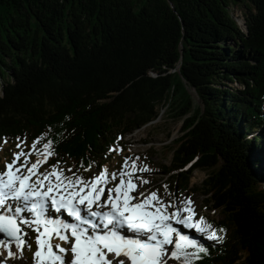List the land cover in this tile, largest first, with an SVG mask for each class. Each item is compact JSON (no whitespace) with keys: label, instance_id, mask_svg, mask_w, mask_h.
Wrapping results in <instances>:
<instances>
[{"label":"trees","instance_id":"obj_1","mask_svg":"<svg viewBox=\"0 0 264 264\" xmlns=\"http://www.w3.org/2000/svg\"><path fill=\"white\" fill-rule=\"evenodd\" d=\"M0 76V148L51 140L76 174L170 107L182 134L157 171L226 230L194 264H264V0H0Z\"/></svg>","mask_w":264,"mask_h":264},{"label":"snow or ice","instance_id":"obj_2","mask_svg":"<svg viewBox=\"0 0 264 264\" xmlns=\"http://www.w3.org/2000/svg\"><path fill=\"white\" fill-rule=\"evenodd\" d=\"M39 139L28 153H13L0 171V233L9 237L7 243L0 240L7 253L0 255V264L17 259V253L22 258L24 248L31 247V232L36 233L33 264H194L208 249L182 228L193 229L206 240H223L224 228L213 227L204 216L195 218L190 197L165 200L154 190H145L147 195L140 191L148 181L133 174L149 171L147 165L138 168L132 160L129 167L125 157L118 173L98 166L96 174L85 177L59 168V162L51 171L40 172L54 153L49 140L43 144V155L37 152L29 165L28 156ZM21 156L23 162L17 163ZM65 171L71 175L65 176ZM53 239L63 246L53 244Z\"/></svg>","mask_w":264,"mask_h":264},{"label":"rangeland","instance_id":"obj_3","mask_svg":"<svg viewBox=\"0 0 264 264\" xmlns=\"http://www.w3.org/2000/svg\"><path fill=\"white\" fill-rule=\"evenodd\" d=\"M230 13L233 17H235L237 24L243 28L242 19L244 15V8L241 5L232 6L231 4ZM177 67L179 68V65ZM2 82H3V78H1L0 76V93H1ZM187 90L192 100L194 101V104L198 105V100L193 89L188 88ZM181 125H182V121L179 118H175L171 115L170 107L167 106L164 108H160L159 116L157 117V119H155L154 121L146 124L145 126L139 129L134 130L133 132L125 136L124 145L126 147L127 152H124V150H120L118 153H116L115 159H117V165L114 167L113 172H117V173L119 172L125 157L129 158V165H131L132 160H135L138 168L143 167L144 166L143 162L139 161L138 159L137 160L134 159V155H139L144 152L148 154L149 158L154 164L168 165L171 159L172 149L175 147L174 144L175 138H177L182 134ZM16 142L17 143L14 142L7 143L10 146L6 148H2V147L0 148V171L4 170V166L6 163H10L12 161L13 153L19 152L21 150H23L24 153H28L29 149H31V145L26 142L17 141V140ZM17 144H20V148L16 147ZM37 152H39L42 156L40 150L35 147L33 153L28 156L29 165L37 159V155H36ZM23 159L24 157L21 156L20 160L17 163L23 162ZM48 166L49 165L47 164V162L42 164L39 168V171L40 172L51 171V167ZM58 167L61 169H68L66 165H61ZM22 171L24 170L22 169ZM96 171L97 170H91L85 172L82 175L85 177H89L96 174ZM208 173L209 170H195L191 176V184H193L194 186L195 185L198 186V184L201 183L207 177ZM64 175L68 176L71 175V173L65 171ZM133 175L134 177L135 176L141 177L144 180H149L150 178H156V179L160 178V174H155L150 170L146 172L137 171ZM118 182H119V177L117 176V180L115 181V183ZM112 183L114 182L109 180V184L111 185ZM147 184L140 186L139 190L140 191L154 190L157 192L158 196L162 197L165 200H169V198L165 196L160 189H156V187H151V186L150 188ZM195 189L198 188L195 187ZM145 194L147 195V191H145ZM185 197H190L191 200L193 201L197 219L203 214V212L206 214L205 217L207 216L209 219L211 218L215 221L222 218V214L219 211L213 212L211 209H208V207L204 209L203 202H206L205 200L206 196L202 195L200 191L193 192L192 195L190 196L187 195ZM198 213L200 216L197 215ZM179 227L182 228V226ZM182 230H184L188 235L195 237L196 239L200 238V240L202 241H210L204 239L202 235L196 233L193 229L182 228ZM0 237L6 239L4 240L5 243L9 241V237L4 233H0ZM35 237H36L35 232L30 233L29 238L31 241V247L29 253L22 255V258H20L21 254L19 255V253H17V259L13 260L11 258H8L5 261V264H33L32 254L36 250ZM56 240L58 239H53L52 243L61 244ZM61 246H63V244H61ZM12 251L16 252L14 243L12 245ZM0 255L3 256L7 255L6 250L2 245H0ZM67 255L70 257V253H68Z\"/></svg>","mask_w":264,"mask_h":264},{"label":"water","instance_id":"obj_4","mask_svg":"<svg viewBox=\"0 0 264 264\" xmlns=\"http://www.w3.org/2000/svg\"><path fill=\"white\" fill-rule=\"evenodd\" d=\"M0 240L4 241V240H6V239H5V238H1V237H0Z\"/></svg>","mask_w":264,"mask_h":264}]
</instances>
